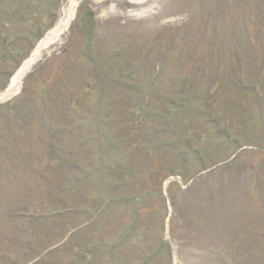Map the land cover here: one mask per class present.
I'll use <instances>...</instances> for the list:
<instances>
[{
	"label": "rangeland",
	"instance_id": "obj_1",
	"mask_svg": "<svg viewBox=\"0 0 264 264\" xmlns=\"http://www.w3.org/2000/svg\"><path fill=\"white\" fill-rule=\"evenodd\" d=\"M67 2L0 0V92ZM5 208L33 264H264V0H79L0 103V251Z\"/></svg>",
	"mask_w": 264,
	"mask_h": 264
},
{
	"label": "bare ground",
	"instance_id": "obj_2",
	"mask_svg": "<svg viewBox=\"0 0 264 264\" xmlns=\"http://www.w3.org/2000/svg\"><path fill=\"white\" fill-rule=\"evenodd\" d=\"M94 2H99L102 0H93ZM79 0H68L67 7L62 12L61 18L58 20L55 28L50 31L45 37L40 41L38 46L35 48L29 59H27L21 68L13 75L9 88L0 95V103L6 101L12 96L16 95L21 87L25 76L29 71L41 60L44 53H46L50 47L59 44L64 38L65 34L68 32L69 26L74 18ZM140 3H134L133 5H139ZM124 5L123 7H126ZM131 6V4H128Z\"/></svg>",
	"mask_w": 264,
	"mask_h": 264
}]
</instances>
